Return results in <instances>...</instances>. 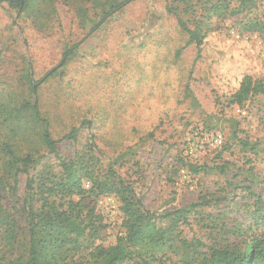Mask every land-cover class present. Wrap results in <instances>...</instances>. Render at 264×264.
I'll use <instances>...</instances> for the list:
<instances>
[{
	"label": "rangeland",
	"instance_id": "374dc122",
	"mask_svg": "<svg viewBox=\"0 0 264 264\" xmlns=\"http://www.w3.org/2000/svg\"><path fill=\"white\" fill-rule=\"evenodd\" d=\"M39 1L21 13L0 5V175L8 173L9 159L1 145L36 159L28 174L19 175L15 191H0V204L17 221L13 255L26 248L20 209L28 177L38 187L39 176L60 171L42 144L44 126L30 108L19 109L34 100L62 159L92 157L100 178L128 183L155 214L198 204L180 225L183 239L212 244L224 238L219 228L250 223L253 200L242 186L252 174L259 178L254 191L264 181V0H191L187 7L173 0H131L99 25L96 2ZM211 4L219 14L208 11ZM78 8L87 10L85 19ZM177 17L205 32L198 57ZM75 45L64 78L53 75L33 93L26 74L39 80ZM242 74L251 75L257 89L238 107L228 103L226 92ZM85 118L94 126L81 127ZM73 127L75 140L63 139ZM215 133L223 136L220 146L211 141ZM116 206L96 204L105 226L86 235L83 256L92 246L115 244L122 232L117 199ZM180 252L165 251L166 264H180ZM13 255L0 242V264Z\"/></svg>",
	"mask_w": 264,
	"mask_h": 264
},
{
	"label": "trees",
	"instance_id": "16d2710c",
	"mask_svg": "<svg viewBox=\"0 0 264 264\" xmlns=\"http://www.w3.org/2000/svg\"><path fill=\"white\" fill-rule=\"evenodd\" d=\"M129 1L131 0H91L93 4L97 3V7L100 6L101 16L96 25L117 14ZM165 1L169 3L170 0ZM173 1L187 7L191 0ZM38 2L40 1L0 0V5L7 3L21 13L27 11L28 7L36 6ZM166 10L173 13L169 4ZM208 11L214 15L219 14V6L211 4ZM77 15L83 20L87 10L78 8ZM177 22L188 35L187 44L196 46L198 57L205 42V32L198 28H187L178 17ZM76 48L77 45L65 48L57 66L39 80L33 81L29 78V73L26 74L31 91L35 93L37 86L53 75L64 78L63 68L78 52ZM234 80L231 89L226 92L229 96L228 103L242 107L257 88L249 74L235 76ZM23 108H30L33 120L44 126L42 144L55 157L60 171L58 175L46 172L39 176L41 186L38 187L33 186L34 178L28 177L20 209L27 221V242L23 253L13 255L18 239L17 221L11 210L0 204V242L13 255L7 264H166L170 260V256L165 254L167 250H181L178 260L180 264H264V181L261 179L260 190L254 191L259 178L252 172H249L252 175L247 185L242 186L249 199L253 200L252 210L249 212L250 223H241L239 225L245 226L232 227L230 231L219 228L217 232L223 233L224 238L212 244H205L196 238L187 241L181 236L180 225L188 223L192 209L198 204L160 214L149 211L128 183L100 178L92 169V157L76 156L72 161L62 159L57 149L58 142L51 137L48 122L41 115L37 101L23 103L19 109ZM84 126L91 128L94 121L85 118L81 122V127ZM77 133L78 128L73 127L63 139L75 140ZM242 144L244 147L250 146L247 142ZM1 147L9 159L8 173L0 175V191H15L19 175L28 174L36 159L30 155H17L7 145ZM250 149L253 150L254 147L251 146ZM190 171L198 173L200 168L190 167ZM86 184L87 188L84 187ZM105 195L113 196L119 203L122 232L116 236L114 245L106 248L92 246L88 254L83 256L81 251L84 249L86 235L90 232L91 235L97 234L100 226L104 225L103 215L97 212L96 204L97 199ZM164 220L165 223L160 225L159 221Z\"/></svg>",
	"mask_w": 264,
	"mask_h": 264
},
{
	"label": "built area",
	"instance_id": "2783aa9c",
	"mask_svg": "<svg viewBox=\"0 0 264 264\" xmlns=\"http://www.w3.org/2000/svg\"><path fill=\"white\" fill-rule=\"evenodd\" d=\"M211 141L215 146H220L223 142V136L220 133H215L211 136ZM183 172V171H182ZM98 205L105 204L111 208H117L116 199L113 196H100L97 200Z\"/></svg>",
	"mask_w": 264,
	"mask_h": 264
}]
</instances>
